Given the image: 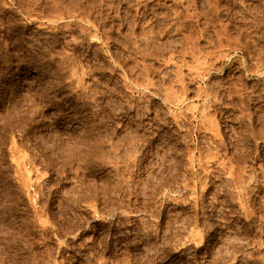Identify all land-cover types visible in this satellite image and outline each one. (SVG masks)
Returning a JSON list of instances; mask_svg holds the SVG:
<instances>
[{
  "label": "rangeland",
  "instance_id": "374dc122",
  "mask_svg": "<svg viewBox=\"0 0 264 264\" xmlns=\"http://www.w3.org/2000/svg\"><path fill=\"white\" fill-rule=\"evenodd\" d=\"M263 70L264 0H0V264H264Z\"/></svg>",
  "mask_w": 264,
  "mask_h": 264
},
{
  "label": "bare ground",
  "instance_id": "6f19581e",
  "mask_svg": "<svg viewBox=\"0 0 264 264\" xmlns=\"http://www.w3.org/2000/svg\"><path fill=\"white\" fill-rule=\"evenodd\" d=\"M264 71V70H263ZM229 82V81H228ZM233 82V81H232ZM227 83V82H226ZM236 83V82H235ZM223 84V83H222ZM225 84V83H224ZM230 85V84H229ZM222 86V88H223V85H221ZM230 87H232L231 85H230ZM236 87V86H235ZM236 89V88H235ZM235 89H233V91L235 90ZM241 90V89H240ZM239 90V91H240ZM208 91H210L209 89L207 90V91H204V92H208ZM236 91V90H235ZM234 91V92H235ZM257 91V90H256ZM261 91V90H260ZM228 92V91H227ZM259 92V91H258ZM170 93V92H169ZM211 93V92H210ZM225 93V92H224ZM230 94H233V93H231V92H229ZM202 94H203V91H202ZM235 94V93H234ZM236 95V94H235ZM243 95V94H242ZM171 96V95H170ZM210 96H212V93H211V95ZM214 96V95H213ZM217 96V95H216ZM216 96H214V97H216ZM232 96V95H231ZM255 96V95H254ZM257 96H259L258 94H257ZM213 97V98H214ZM261 97V96H260ZM254 98V97H253ZM173 99L175 100V98L173 97ZM207 99L210 101L211 100V97H207ZM216 99H219L218 97H216ZM232 99H233V97H232ZM216 101V100H215ZM218 101V100H217ZM228 102V101H227ZM245 102V101H244ZM214 103H217V102H214V101H212L211 103H209L208 105H207V109H211L212 111H214V109H215V104ZM219 103V102H218ZM225 103V102H224ZM237 103H238V101H237ZM244 104V103H243ZM243 104H241L242 106H243ZM216 105H218V104H216ZM228 109V108H227ZM211 110H209V112H207L206 114V116L209 118V116H210V114H211ZM226 110V109H225ZM216 111H218V109L216 110ZM230 112V111H229ZM216 113V112H215ZM227 113V112H226ZM231 113V112H230ZM233 113V112H232ZM205 114V113H204ZM232 115V114H231ZM234 116V115H233ZM240 116V115H239ZM203 117H204V115H203ZM223 117V116H222ZM242 117V116H241ZM215 118V117H214ZM221 118V117H220ZM207 119V118H206ZM207 122H208V120H206ZM210 121V120H209ZM235 121V120H234ZM206 123V122H205ZM208 123H210V122H208ZM212 123V122H211ZM213 124H214V122H213ZM210 124H208V127L210 128V126H209ZM217 125H218V123H217ZM212 126V125H211ZM212 127H214V126H212ZM217 127V126H216ZM208 129V128H207ZM214 129H215V131H216V128L214 127ZM220 129V128H219ZM209 130H211V129H209ZM215 134V133H214ZM216 134H217V131H216ZM220 135L222 134L221 132L219 133ZM216 136V135H215ZM219 136V135H218ZM219 138H221V137H219ZM227 138V137H226ZM226 138H225V140H226ZM238 138V137H237ZM235 140V139H234ZM218 142V141H217ZM217 142H216V144H217ZM227 144V143H226ZM234 144V143H233ZM235 145V144H234ZM220 146H222V145H220ZM217 147V146H216ZM225 147V146H224ZM216 149V148H215ZM218 149V148H217ZM217 153V152H216ZM218 154V153H217ZM221 154V153H220ZM238 156V155H237ZM232 158V157H231ZM229 159V158H228ZM232 160V159H231ZM240 160V159H239ZM209 161V160H208ZM207 161V162H208ZM236 161H238V160H236ZM224 162V161H223ZM225 165V164H224ZM227 165V164H226ZM226 167V166H225ZM233 167H234V165H233ZM231 171V170H230ZM234 172V171H233ZM233 174H235V173H233ZM238 174V173H237ZM232 175V174H231ZM233 176V175H232ZM239 176H241V175H239ZM254 177V176H253ZM234 178V177H233ZM239 179H240V177H239ZM241 180V179H240ZM238 181V180H237ZM243 182V181H242ZM241 182V183H242ZM246 182V181H245ZM240 189V188H239ZM248 189V188H247ZM242 192V191H241ZM242 195V194H241ZM244 195V194H243ZM244 197V196H243Z\"/></svg>",
  "mask_w": 264,
  "mask_h": 264
}]
</instances>
